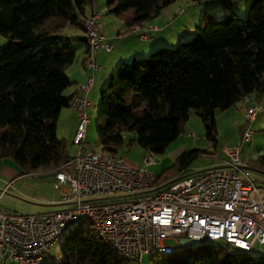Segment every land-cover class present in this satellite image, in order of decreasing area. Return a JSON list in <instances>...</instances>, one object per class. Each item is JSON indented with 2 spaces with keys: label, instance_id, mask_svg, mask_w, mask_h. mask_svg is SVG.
I'll return each instance as SVG.
<instances>
[{
  "label": "trees",
  "instance_id": "trees-1",
  "mask_svg": "<svg viewBox=\"0 0 264 264\" xmlns=\"http://www.w3.org/2000/svg\"><path fill=\"white\" fill-rule=\"evenodd\" d=\"M174 1L107 0V10L131 30ZM249 1L245 18L233 8L221 19L205 12L191 40L162 45L118 64L100 89L96 129L103 152L118 153L125 134L134 132L128 147L137 143L163 154L184 132L192 109L216 145V110L264 92V0ZM92 2L0 0V34L7 39L0 48V158L12 160L23 173L53 169L71 157L66 140L57 135V123L61 110L70 107L67 69L76 51L74 39L60 32L67 25L81 26L80 18ZM80 39L86 43L85 36ZM201 153L208 149L184 151L176 160L177 170ZM249 167L264 174V156ZM128 261L95 229L78 226L64 236L58 261L47 264ZM150 264H264V254L221 243H194L168 255H152Z\"/></svg>",
  "mask_w": 264,
  "mask_h": 264
},
{
  "label": "built area",
  "instance_id": "built-area-1",
  "mask_svg": "<svg viewBox=\"0 0 264 264\" xmlns=\"http://www.w3.org/2000/svg\"><path fill=\"white\" fill-rule=\"evenodd\" d=\"M184 11L182 7L180 13ZM80 24L87 45L85 66L91 73L80 85L84 94L76 93L70 101L78 116L73 138L77 151L63 165L49 169L53 188L61 194L60 207L21 213L0 206V264L57 262L64 236L84 222L82 229H95L115 251L134 262L194 243L227 244L247 252L259 248L264 254V188L241 162L240 146L225 148L222 165L166 182L151 169L156 154L152 151H145L141 165L117 152L89 149L88 93L101 68L95 53L101 48L111 50L112 45L106 42L98 12L83 15ZM157 29L150 26L140 38L149 39ZM242 101L246 119L242 139L251 141L254 132L249 124L264 111V99L259 101L252 93Z\"/></svg>",
  "mask_w": 264,
  "mask_h": 264
},
{
  "label": "rangeland",
  "instance_id": "rangeland-1",
  "mask_svg": "<svg viewBox=\"0 0 264 264\" xmlns=\"http://www.w3.org/2000/svg\"><path fill=\"white\" fill-rule=\"evenodd\" d=\"M227 1H228L227 5H223V6H228V8L235 9L234 11L239 17L245 18L247 16L249 2H250L249 0H227ZM196 5L204 7L208 4L199 1L198 3H196ZM215 6H217V4L210 5L209 8L215 9ZM100 7L102 9L101 13H99L100 20L102 25L104 26L103 33L106 32L109 35H111L110 29L114 27L115 24L113 20L118 21L119 18L117 17L118 18L117 19L113 13L109 12L108 10H105L102 4L100 5ZM182 7L186 10L185 4H183ZM182 7H180V9ZM180 9L177 8L178 11H180ZM182 14L183 13L177 16L178 21L177 20L176 21L178 22V25L182 26V28L177 33L180 34L183 33L185 34L183 36H187L186 39L184 38L182 40L184 41L191 40L194 34L196 33V31H194L192 35L188 34V29L185 28L187 20L186 18H181ZM214 16L217 19H221L224 17L221 11L219 12L217 11L216 15L214 14ZM137 37L139 36L137 35ZM116 38L120 39L117 36ZM6 42H7L6 37L0 34V48L3 47L6 44ZM147 43L148 42L146 41L144 42L142 41L141 47L142 45H146ZM177 43L178 41L175 43V45ZM112 44L114 45L115 43L112 41ZM257 99L259 101L263 100L262 98L261 99L257 98ZM90 100L92 102V106L89 108L91 121L88 127L89 133L87 135V142L89 144V149L102 153L103 148L102 145L100 144L96 129L99 101H97L94 98V96H91ZM253 100H255L254 97ZM244 106H245V102L241 100L232 107L228 108L227 110H221V109L216 110L215 118L217 122V133H216L217 141L215 146H212V140L206 137V127L201 117L195 112L194 109H192L190 117L185 124V130L175 140L176 142L174 141L175 143L173 142L170 145H168L166 151L163 154H155L154 157L155 164L151 167L152 171L155 173L157 177H162V181L164 182H166L165 180H173L180 176H184L186 174H190L198 170H203L218 166L217 164L221 163L223 160L227 158V155L225 153V148L227 146L234 147L238 145L240 146V152H239L240 160L245 164V166L249 168L247 170L250 177L253 180H255L257 183L264 186V174L248 166V165L252 166L253 161H255L259 156H264V111L260 112L257 115L255 121L249 124V127H251L254 132L253 139L251 141H244L242 139V129L245 126V122H246L245 114H244V108H245ZM191 132L194 133V136H188L189 133ZM127 143L128 141H125L123 146H121L118 149V154L124 156L127 160H131L134 163L143 165V159L145 157L146 152L137 144H133L132 147H128ZM181 143L185 144L187 150H191L194 148H207L208 153H201L197 158L194 159V161L187 168L177 170L175 165L177 158L175 157V154H176L177 145ZM68 151L70 154L73 155L76 153L77 149L72 143H69ZM50 173H51L50 171L44 169L32 173H25L23 175L25 176L24 187L30 189V192L35 194L36 197L32 199L31 195H25V193H23L20 188L14 186V188H12L10 191L4 194L5 195L4 198L3 197L0 198V204H1L0 206L2 208H6L10 210H17L21 213H31L27 209L32 207L33 204L40 203L38 202V198H42L43 196H46L44 194L49 195L53 191H56L53 188V186L49 184V182H51L50 179L52 177ZM1 190L2 188H0V191ZM85 224H87V222L82 223L81 227L84 226ZM166 242L169 244L176 243L175 240H167ZM251 253L254 255H262L263 250L256 248L252 250ZM127 264H150V255H146L142 260V262L128 261Z\"/></svg>",
  "mask_w": 264,
  "mask_h": 264
},
{
  "label": "crops",
  "instance_id": "crops-1",
  "mask_svg": "<svg viewBox=\"0 0 264 264\" xmlns=\"http://www.w3.org/2000/svg\"><path fill=\"white\" fill-rule=\"evenodd\" d=\"M201 1L208 5L202 7L196 5L198 1L192 4L189 1L186 2V0H179V1L176 0L173 3L165 6L157 17L145 21L142 24L136 25L131 30L128 29L124 21L116 17L118 21L113 20L115 24L114 27L110 29L111 35L104 32L106 37V42L112 45V49L109 51L106 48H101L98 49L95 53L96 61L101 68L95 72V82L91 91L88 93L89 99L91 98V96H94V98L97 101H100V89L106 84L109 75L115 70V68L118 66L120 62L129 61L134 57L146 56L150 54L153 50H155L157 47L162 45H168L173 47V45H175L177 41L180 42L182 41V39L184 38L186 39L187 36H183L185 34L177 33L182 28V26L178 25L177 22L178 21L177 16L181 14L178 13L180 11H178L177 8L180 9V7H182L183 4L186 5V10L181 15L182 16L181 18H186L187 22L185 28L188 29V34L190 35H192L194 31H196L197 25L199 24V21L202 19L201 15L203 16L205 12H209V13L211 12L216 15L217 11L218 12L221 11V13L223 14L225 11H227L228 8V6H223V5H227L228 3L227 0H218L213 3H209L206 0H201ZM101 4L103 8L107 10V0H93L92 4L87 6L86 8V15L92 14L94 12L101 13L102 11L100 7ZM214 4H217V6H215V9L209 8L210 5H214ZM153 25L157 26L158 29L151 34L149 39L147 40L141 39L140 33ZM60 34L70 39H74L73 44L75 46V51H76L75 61L67 69L68 76L71 80V85L65 89V94L69 96H73L76 93L84 94V92L80 90V85L86 80V78L91 73L90 70L87 69V67L85 66L87 45L83 39L82 40L80 39L84 37V31L81 26L67 25L61 30ZM115 34L120 39L116 38ZM137 35L139 37H137ZM112 41L115 43L114 45L112 44ZM142 41L143 42L146 41L148 43L146 45H142L141 47ZM257 98L264 99V92L262 94L257 95ZM91 106H92V102H91ZM77 126H78V116L75 110L72 109L71 107H64L60 112V116L57 123L58 137L61 139H65L68 145L69 143L73 144V138L76 133ZM88 133H89V129L87 130V135ZM134 136H135L134 132L126 133L125 134L126 141H128L131 138H134ZM143 150L146 151L145 149ZM184 151H187L185 144L181 143L177 145L175 157L178 158ZM127 161L132 164H136L131 160H127ZM222 162L217 165L218 166L222 165ZM24 174L25 173H23V171L12 160L0 158V188H2V190L0 191V196L2 191L7 187V185L11 184L7 189L6 193L10 191L12 188H14V186H17L18 188L21 189L23 193H25V195H31V198L34 199V197H36L35 194L31 193L30 189L24 187L25 186L24 183L25 176H23ZM51 176H52L50 179L51 182H49V184L53 186L54 176L53 174H51ZM259 185L264 188L263 185L261 184ZM44 195L46 196H43L42 198H38V202L40 203L33 204V206L28 208L27 210L30 211L31 213H37V212H43L60 207L58 201L60 199L61 194L59 191H53L49 195L48 194H44ZM2 197L4 198L5 195H3ZM13 211H17V210H13Z\"/></svg>",
  "mask_w": 264,
  "mask_h": 264
}]
</instances>
